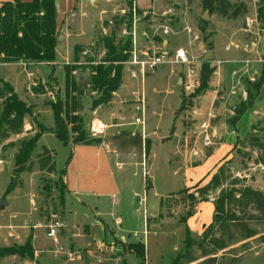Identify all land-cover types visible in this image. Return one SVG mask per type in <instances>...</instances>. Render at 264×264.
<instances>
[{"label": "rangeland", "instance_id": "rangeland-1", "mask_svg": "<svg viewBox=\"0 0 264 264\" xmlns=\"http://www.w3.org/2000/svg\"><path fill=\"white\" fill-rule=\"evenodd\" d=\"M204 12L208 14L207 21L201 17ZM129 18L130 30L127 29ZM105 37H112L114 44L128 41L129 45L135 38L134 51L139 60H149L162 52L172 55L176 49H183L190 61L188 67L199 76L198 86L193 91L187 90L183 81L187 66L168 61L147 68L142 77L138 66L129 63L131 44L128 57L122 63L120 81L123 79L124 83L119 86H123V92L93 108L101 94L90 88L91 67L100 65L106 57L101 40ZM57 43L61 56H56L60 61H54L53 74L49 77L47 66L40 65V76L34 73L25 79L24 75L17 87L20 94H16L31 107V115L25 117L18 134L0 138V199L9 201L0 212V225L14 221V212L30 208L46 230L50 220L57 218L63 222L68 210L75 208L76 198L66 191L62 170L69 146L78 135L63 113L68 128L67 144L49 133L54 126L50 104L64 102L67 65L75 67L71 77L75 79L77 91L71 95L76 101V111L71 116L78 120L80 131L86 134L84 137H90L89 124L94 119L107 125L104 134L95 138L108 149L119 182L127 190L134 187L149 203L160 196L166 197L162 213L165 221L175 224L186 212L190 194L200 195L198 188L205 183L197 184L209 177L220 152L215 149L201 164L189 169L174 171L171 167L179 168L184 161L186 164L197 162L194 159L191 162L189 157L184 160L186 151L198 149L210 153L215 142L213 137L220 130L232 131L236 136L231 150L219 160L224 180L221 186L209 191L207 199L214 201L219 191L229 189L232 182L236 188L250 186L264 192V86L252 106L240 116L235 129L229 123L236 115L235 110L246 105V88L254 91L252 84L260 79L264 63V0H76L57 31ZM201 71L209 75L201 76ZM2 73L1 69L0 91L5 92L2 81L11 84L4 80ZM167 73L179 76L181 83L175 85L173 81L171 88L166 87L162 78ZM11 74L6 72L9 78ZM218 78L220 82L210 86ZM210 89H216L211 107L208 97L201 99ZM141 91L147 107L145 138L141 127L132 124L135 116L132 107ZM1 102L0 98V109ZM215 108L220 112L216 113ZM223 121L226 125L222 129ZM197 122L208 125L197 129ZM40 128L46 131L26 164L29 168L14 174L13 157L19 142ZM42 148L48 150L50 158L46 165H52L50 169L40 167V157L45 155L43 161L47 160ZM197 155L193 153L192 157ZM10 181L15 186L6 193ZM208 200L192 211L185 226L178 227L180 236L185 229L198 234L191 235L189 260H184V264H264V217L248 221L247 227L254 235L247 237L235 229L233 240H225L224 248L214 250L210 242L220 237L226 239V232H222V237L214 227L206 239L202 238L203 230L212 222L213 204ZM140 204L141 209L145 208V201L141 200ZM137 245L134 246L137 248ZM0 264H10V261L2 258Z\"/></svg>", "mask_w": 264, "mask_h": 264}, {"label": "crops", "instance_id": "crops-1", "mask_svg": "<svg viewBox=\"0 0 264 264\" xmlns=\"http://www.w3.org/2000/svg\"><path fill=\"white\" fill-rule=\"evenodd\" d=\"M5 1L8 0H0V5ZM21 1L29 2L30 0ZM54 2L58 31L62 22L66 20L74 8L76 0H54ZM57 45L55 48L56 56H61ZM59 56L56 58L58 63L60 61ZM53 64L55 65V62L51 66L44 63L0 62V71L1 69L4 71L2 73L5 74L4 80L8 81L19 95L17 87L20 86L24 75L25 79L28 76L31 78L34 73L40 76L39 66L45 65L50 77ZM7 71L12 72V78L6 75ZM162 81L165 82L166 87L171 88V83L174 81L175 85L180 84L181 78L168 74L166 78H162ZM218 82H220L219 78L210 83V86L215 87ZM121 83H124L123 79ZM122 88L123 86H119L113 95L121 92ZM214 92L216 89H210L201 97V99L208 97V106L210 107V102L215 96ZM217 109L215 108V110ZM212 110L214 112L213 108ZM197 111L196 109L195 112ZM218 112L220 109L216 113ZM195 124L197 129L202 127L200 122ZM203 124L208 125L204 122ZM221 125L223 126L222 129L225 128L226 122L223 121ZM219 132L213 137L215 142L210 153L205 154L198 149H192L189 153L186 151L183 159L186 160L189 157L191 162L192 159L197 162L186 164L184 161L179 168L171 167L172 170L195 167L216 149L220 152L218 160L206 181L197 185L206 183L221 163L219 160L231 150L236 136L233 135L232 131L229 132L226 129ZM43 134L45 133H42L41 136ZM174 134L178 135L177 133ZM193 153H198V155L192 157ZM67 159L68 161L65 163ZM63 170L66 191L76 198L77 203L74 205L75 208L68 210V214L65 215L64 229H61L58 234L57 244L47 237L45 224H42L34 216L30 208L14 212L12 214L14 221L7 225H0V247H7L12 244L21 245L30 236L33 253L32 257L28 259H20L16 255L3 257V259L9 260L10 264H164L168 257H171L183 246L185 230L180 236L178 227L185 226L186 221L185 224L179 221L174 224L163 219L162 213L166 207L164 206L166 197L160 196L157 201L149 203L147 197L145 199V196L139 195L134 187L125 189L118 180L109 151L103 143L99 145L70 144ZM3 200L7 204L3 209H0V212L9 205L6 198ZM141 200L146 202L145 208L142 209L140 208ZM207 202L213 204L212 200ZM202 203L203 201L196 203L194 209ZM189 232L191 235H198L194 231ZM135 243L143 245L142 259L136 256L133 249L127 247L128 244ZM58 246L69 250L73 257L69 258L58 252Z\"/></svg>", "mask_w": 264, "mask_h": 264}, {"label": "trees", "instance_id": "trees-1", "mask_svg": "<svg viewBox=\"0 0 264 264\" xmlns=\"http://www.w3.org/2000/svg\"><path fill=\"white\" fill-rule=\"evenodd\" d=\"M128 27L130 30L131 19H128ZM103 47L106 50V57L102 63L96 67H91L90 88L92 91L99 92L100 99L93 103V108L98 105L110 101L113 93L119 87V81L122 74V63L128 57L130 46L128 41L125 44L118 42L114 44L112 37L102 38ZM130 42V40H129ZM56 44H57V23L55 20V2L54 0H30L22 2L21 0H8L0 5V62L14 63L22 62L24 64L44 63L50 65L56 60ZM126 52V53H124ZM77 61V60H75ZM107 64V65H106ZM75 67H64V102L50 104L53 118V128L51 133L63 144L68 141V128L64 117L70 119L72 130L78 136L74 138L72 144H88L99 145L100 140L95 137H84L86 135L80 128L78 120L71 116L76 111L75 100L71 95L77 91L75 79L71 77V72ZM50 74H53L51 69ZM202 78V82H204ZM5 92L0 91L1 109H0V138H5L9 134H18L24 124L26 116L31 115V107L22 101L12 86L2 81ZM204 85V83H202ZM254 91L246 88V105L242 109H236V115L230 119L229 123L235 129V124L245 110L250 108L258 95L260 89L264 86V63L260 79L252 84ZM183 105L180 106V109ZM76 125V127H74ZM46 131L40 128L38 132L28 139H22L19 142L17 152L14 154V174H20L29 168L27 162L36 148L37 142L41 134ZM82 132V133H81ZM47 154V160L43 161L40 157V167L46 168V162L49 160V153L46 148H42ZM52 160V159H51ZM68 159L65 163H67ZM52 164V162H51ZM52 165L47 168L50 169ZM64 175V170H62ZM222 166L210 176L209 180L198 188L200 195L194 197L190 194L189 203L186 212L180 217L179 222L185 224L186 219L194 210V205L200 201H206L209 191L221 186L224 180ZM229 189H221L216 199L213 201L212 222L203 230L202 238L206 239L214 227H217L220 236L222 232H226V239L218 238L211 241L214 250L224 248L225 240H233L235 229L244 232L247 237L254 235V232L247 227L248 221L252 219H260L264 217V192L251 188L250 186H241L236 188L235 182L231 183ZM15 186L10 181L6 193H9ZM241 214L240 216L237 214ZM191 234L185 229L183 248L176 251L171 257L166 259L164 264H184V260H189V246L192 244ZM137 245V248L134 246ZM129 244L128 248L133 249L137 257L143 258V245L141 243ZM132 245V246H131ZM31 237L29 236L24 244L19 247H0V258L12 255L21 257H32ZM184 261V262H183Z\"/></svg>", "mask_w": 264, "mask_h": 264}, {"label": "built area", "instance_id": "built-area-1", "mask_svg": "<svg viewBox=\"0 0 264 264\" xmlns=\"http://www.w3.org/2000/svg\"><path fill=\"white\" fill-rule=\"evenodd\" d=\"M134 33V32H133ZM133 42V43H132ZM134 43L135 38H132L131 44H132V56L129 60V63L132 65L138 66V72L141 74L142 77L145 75V70L147 68H152L153 66H156L158 64H161L165 61H168L170 63L179 64V65H185L187 66L183 76L185 79H183L185 88L191 89L192 91L198 86V78L199 76L196 75L193 69H190L188 67L189 60L187 57L186 52L183 49H176L172 55H168L165 52H162L161 54H158L157 56H153L149 60H139L136 58V54L134 51ZM133 111L135 112V116L133 117L132 124L139 125L141 127V134L142 137L145 138V125H146V119H147V107H146V99L144 91L137 94L136 102L132 107ZM202 126H207L205 124H202ZM107 128V125H105L102 121L98 119L91 120L89 124L88 133L91 137H98L104 134L105 130ZM208 139V135L206 134L205 140ZM0 160V165H1ZM64 227V223L60 219H52L49 221L47 225V237L51 238L56 244H57V238L60 230ZM58 252L65 254L67 257L71 258L73 257L72 253L69 250L64 249L62 246H58L57 248Z\"/></svg>", "mask_w": 264, "mask_h": 264}, {"label": "water", "instance_id": "water-1", "mask_svg": "<svg viewBox=\"0 0 264 264\" xmlns=\"http://www.w3.org/2000/svg\"><path fill=\"white\" fill-rule=\"evenodd\" d=\"M201 17H202V19L204 21H207L209 19L207 12H204ZM200 75L201 76H208L209 74L208 73H205L204 71H201ZM120 84H121V81H119V85ZM6 204L7 203H6L5 200L0 199V209H3L6 206Z\"/></svg>", "mask_w": 264, "mask_h": 264}]
</instances>
